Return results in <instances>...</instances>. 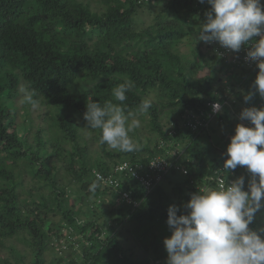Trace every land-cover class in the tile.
I'll use <instances>...</instances> for the list:
<instances>
[{
  "label": "trees",
  "instance_id": "obj_1",
  "mask_svg": "<svg viewBox=\"0 0 264 264\" xmlns=\"http://www.w3.org/2000/svg\"><path fill=\"white\" fill-rule=\"evenodd\" d=\"M155 4L162 7L141 26L139 9ZM210 10L206 0H0V250L11 254L0 256V264H25L24 254L6 244L10 239L26 243L29 264H166L169 205L181 214L191 193L217 187V176H244L247 190L246 166L226 173L223 163L232 106L264 104L258 94L247 104L243 98L255 92L258 68L222 57L218 42L209 47L196 40ZM186 39L190 50L183 54ZM127 80L134 87L123 106L141 122L130 133L139 145L134 152L101 144L99 130L87 128L83 117L90 99L119 103L112 89ZM22 87L41 107L38 122L33 105H16ZM145 98L152 107L139 113ZM213 101L222 111L207 126L184 125L186 113L210 110ZM224 120L229 131L220 147L213 132ZM157 156L186 170L162 177L182 175L172 184L173 197L162 180L147 194L138 183H122L118 190L139 201L130 207L94 175ZM258 225L264 211L250 227ZM63 243L68 255L57 250Z\"/></svg>",
  "mask_w": 264,
  "mask_h": 264
},
{
  "label": "clouds",
  "instance_id": "obj_2",
  "mask_svg": "<svg viewBox=\"0 0 264 264\" xmlns=\"http://www.w3.org/2000/svg\"><path fill=\"white\" fill-rule=\"evenodd\" d=\"M205 2V0H201ZM211 10L199 25L197 39L204 43L218 42L222 47L238 52L248 45L246 59L255 62L258 71L253 81L255 92L244 95L247 104L258 94L264 99V6L261 0H206ZM134 87L127 80L112 89L115 101L86 102L83 117L87 128L99 130L100 143L113 150H139L130 133L140 127L135 113L125 112L126 93ZM21 103L35 106L34 93L22 87ZM145 98L139 113L152 107ZM214 113L222 111L219 103L212 105ZM239 119L251 126L237 123L225 148L223 169L246 166L250 176L245 190V177L239 176L218 187L198 189L180 207L167 208L166 224L170 235L163 238L167 252L166 264H264V225L250 227L257 213L264 211V104L244 107ZM259 146V147H258Z\"/></svg>",
  "mask_w": 264,
  "mask_h": 264
},
{
  "label": "built area",
  "instance_id": "obj_3",
  "mask_svg": "<svg viewBox=\"0 0 264 264\" xmlns=\"http://www.w3.org/2000/svg\"><path fill=\"white\" fill-rule=\"evenodd\" d=\"M148 1V0H144ZM217 42L213 41L210 43H205L206 46L211 47L216 46ZM248 45H242L240 51L235 52L229 49H226L221 46V49H216V52L222 57L227 58L229 61L236 62L241 61L246 66H251L255 62L246 59V51ZM214 103H219L222 106V103L219 101H213L208 103L210 110L201 109L199 114H195L193 111L186 113L184 119V125L191 130H198L204 126H207L208 123L214 118L217 113H214L212 110V105ZM204 116L206 119L204 120ZM175 169L177 171H182L186 173V170L180 167L179 165H172L170 160L163 156H157L152 158L147 164L139 163H130L128 161H123L116 165L114 169L108 174H102L99 171H94L95 177L101 182L104 186L113 187L119 193L117 202L126 204L130 207H136L139 204V201L134 199L131 195V192L126 190H118V187L122 183H138L143 188L145 193H149L152 189L162 180V177L165 173ZM221 175V174H220ZM217 187L225 182H231L233 180H227L223 176H217ZM61 248H57L60 250Z\"/></svg>",
  "mask_w": 264,
  "mask_h": 264
},
{
  "label": "rangeland",
  "instance_id": "obj_4",
  "mask_svg": "<svg viewBox=\"0 0 264 264\" xmlns=\"http://www.w3.org/2000/svg\"><path fill=\"white\" fill-rule=\"evenodd\" d=\"M92 5L93 7L97 8V7H100L101 6V3L100 2H96V1H93L92 2ZM160 7H162L160 4H155L153 5L152 7L148 8V7H144V8H141L139 9V14H138V18H139V21H140V24L141 26H147L149 23L152 22L153 20V17H154V14L160 9ZM189 43L186 40H184L180 45H179V49L180 51L184 53H189V50H190V47H189ZM21 100H22V94H21V91H20V94L18 95V97L16 98V105H18L19 107L22 106L23 103H21ZM33 115L35 117L36 113L41 109V107L39 106V104H35V106H33ZM232 109H233V112H232V116H231V123H232V131H233V134H234V128H235V125L237 123H242V124H245L247 126H251L250 122L249 121H244V120H240L239 119V113H240V108L239 107H234L232 106ZM21 117H18L17 120H19ZM138 118V117H137ZM139 119V118H138ZM21 120V119H20ZM35 122H38V119H36L35 117ZM226 131L228 132L229 131V128H228V125L226 123V120H224L222 122V125L221 127H218L217 131L216 132H213V140L214 139H217L219 141V146L220 147H225V142L227 141V136H225V133ZM88 133L87 131L84 133V136L87 138L88 137ZM222 136V137H221ZM221 138V139H220ZM94 147H96L95 144H93ZM182 175L181 174H175V175H169L168 178L166 179H163L162 182L159 184L162 188L165 189L166 192H168L169 195H172V192H171V187H172V184H174L177 180L181 179ZM106 200H104V202H102L103 205H106V206H109L108 203H105ZM7 245H10L12 247H14V249L18 252H20L21 254H24V263L25 264H29L30 262V253H29V247L26 245L25 242H22L18 239H10L6 242ZM68 246V243H63L62 244V247H61V251H62V254H65V255H68V251L66 252V248ZM64 250V251H63ZM0 256H4V257H10L11 254H10V250L9 248H3L0 250ZM52 255L50 253H47V257H51Z\"/></svg>",
  "mask_w": 264,
  "mask_h": 264
}]
</instances>
